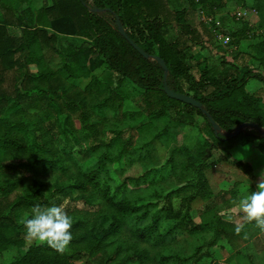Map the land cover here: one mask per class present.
Returning a JSON list of instances; mask_svg holds the SVG:
<instances>
[{
	"label": "rangeland",
	"instance_id": "obj_1",
	"mask_svg": "<svg viewBox=\"0 0 264 264\" xmlns=\"http://www.w3.org/2000/svg\"><path fill=\"white\" fill-rule=\"evenodd\" d=\"M166 1L168 8L174 13L189 8L190 4L194 6L190 17L194 28L199 31L207 29L211 33L214 53L228 61L227 67H246L264 76V0H221V7L213 10H210L209 5H202L199 0ZM46 3L51 4L52 0H47ZM44 4L45 0H36L32 6L39 9ZM16 8L24 10L27 7ZM6 16L9 17V14ZM48 34L55 35L56 39L49 43L41 40V64L32 66L31 72L37 74L39 67H50L55 75L46 82H30L27 88L38 85L49 94L47 97L34 95L33 101L27 100L21 105L26 111V121L37 123L42 119L48 138L55 135V154L66 161L68 171L55 168L35 173L25 167L20 171H7L0 176L1 181L21 179L22 184L7 200L0 195V205H11L18 197L31 195L40 206L60 205L73 219L74 216L86 217L85 221L90 229L102 224L109 225L113 218L104 203L100 205V212L88 210L82 202H75L74 199L80 195L76 190L65 196L54 192V189L57 185L75 181L96 164V156L88 154L86 149L96 144H108L116 136V132L124 131L125 135L118 141L119 145L115 150L132 136L129 151L133 152V156L123 157L120 163L110 166L112 192L128 182L127 188L121 190L119 197L134 201L137 205L159 204L158 209H167L163 212L165 218L160 232L174 223L182 225L174 238L170 237L160 243L156 240L141 242L135 234L138 227L135 219L121 217V233L115 242L94 261L81 260L76 264H120L126 255L136 249L149 255L151 260L145 264H174L162 260L173 256L186 258L195 254L198 248H202L203 257L199 264H264V231L249 224L236 207L240 198L255 191L257 185L264 180V138H256L249 144H243L239 137L219 143L211 140L215 148L204 165V181L199 186L197 170L189 159L176 156L175 163L168 164V161L175 149L185 148L197 153L202 143L208 139L206 121L196 113H184L174 119L151 122L148 116L160 109L159 96H149L130 82H120L117 75L102 64L98 54L90 50L91 40L76 35L71 21L58 23ZM178 36V27L173 24L168 40L172 41ZM194 49L197 51L199 48ZM66 53L70 55L67 61L69 70L60 71L59 67ZM202 53L207 57L211 68H220L221 61L213 58L207 51ZM77 69L82 70V77L73 83L72 71ZM94 79L100 84L89 88ZM14 84L12 74L8 75L5 89L11 91ZM116 88L125 101L121 106L117 104L114 109L107 106L105 100ZM64 89L67 91L66 100L63 99ZM246 91L264 100L263 82L250 80ZM83 113L89 118L88 126L82 121ZM226 133L231 132L222 129L220 134ZM1 161L5 165L26 163V159ZM239 163L243 166H239ZM138 178L142 180L137 185L129 182L130 179ZM180 189V194L166 199ZM192 197L195 199L187 204L185 199ZM33 207L31 204L26 205L14 214L17 225L23 226L21 230L8 224L0 227V236L4 240L22 242L20 246L0 252V264H10L21 252L41 243L28 238L24 227ZM187 213L189 219L185 217ZM217 219L221 220V228L218 223H212L204 230L190 231L191 227ZM149 223L145 222L144 225ZM237 227L240 231H237ZM219 228L223 231L222 235L214 242Z\"/></svg>",
	"mask_w": 264,
	"mask_h": 264
},
{
	"label": "trees",
	"instance_id": "obj_2",
	"mask_svg": "<svg viewBox=\"0 0 264 264\" xmlns=\"http://www.w3.org/2000/svg\"><path fill=\"white\" fill-rule=\"evenodd\" d=\"M33 1L23 0L28 7L20 15L19 9L3 5L0 0L2 4L0 6V176L5 175L7 171H20L23 167L35 173L55 168L68 171L66 161L59 154H55V135L52 134V138H48V133L42 126V119L37 123L26 121V111L21 105L27 100L33 101L34 95L47 97L49 94L41 90L38 85L30 89L27 86L30 82L42 83L53 79L55 72L50 67L47 69L39 67L40 71L37 74H33L31 68L41 64V40L49 43L52 39H56L55 35L50 36L48 31L62 21H71L78 37H87L91 40L90 50L98 54L102 64L115 73L120 82H130L149 96H159L160 109L151 112L148 116L151 122L174 119L183 116L184 113H196L206 121L208 139L202 143L197 153L194 154L185 148L175 149L168 161V164L175 163L176 156L189 159L197 170L199 186L204 181V165L215 148L210 141L215 143L227 141L223 139V135L215 134L212 124L202 110L167 97L164 92V69L156 61L142 57L120 35L118 22L143 51L165 61L168 67L169 88L199 101L203 105V110L223 130L233 132L235 127L244 123H254L264 129V100L246 91L250 80L264 83V76L246 67L233 65L227 67L228 61L214 53L211 33L207 29L199 31L194 28L190 19L194 11L192 4L189 8L174 13L168 8L166 0H52L51 4L46 3L45 0L44 6L39 9L32 7ZM199 1H202V5H209L210 10L221 7V0ZM7 14L9 17L6 16ZM173 24L178 27L179 36L169 41L168 36ZM195 47L199 49L196 51ZM204 51L222 62L220 68L210 67L207 57L202 53ZM69 58L68 53L63 56L60 71L69 70L67 65ZM72 73L73 83H76L82 77V70L77 69ZM10 74L15 80L12 92L4 86ZM91 82L89 88L100 84L96 79ZM117 88L112 90L105 100L107 106L114 109L117 108V104L121 106L125 101ZM63 92V99L66 100L67 91L64 89ZM82 115L84 125L88 126L89 118L84 113ZM115 134L110 143L96 144L86 149L88 154L97 158L93 167L88 168L75 181L57 185L54 189V192L65 196L76 190L80 195L74 199L75 202H82L88 210L95 209L100 212V205L104 203V207L110 210L113 218L109 225L102 224L90 229L86 224V217L74 216L73 240L64 251H57L46 243L34 244L24 253L17 255L10 264H76L81 260L94 261L121 233L122 224L119 220L121 217L135 219L138 225L135 234L141 242L156 240L160 243L176 234L182 223H174L164 232L159 231L165 218L163 212L167 210L166 208L158 209L159 204L137 205L134 201L119 197L121 190L127 188L128 182L112 192L110 166L120 163L123 157L133 156V152L129 151L133 142L132 136L115 150L119 145L118 141L125 133L118 131ZM239 138L242 139L243 144H249L256 138L263 139L254 130H245ZM5 159H26V163L5 165L1 161ZM239 166L243 165L239 163ZM142 178L130 179L129 182L137 185ZM21 184V179L0 180L1 197L7 200ZM180 193L181 189L168 195L166 199ZM194 199L195 197L185 199V202L190 204ZM29 204L38 205L34 202V196H21L11 205H0V227L8 224L15 229L22 228L23 226L17 225L14 214ZM185 217L190 218L188 213ZM220 221L217 219L203 222L191 227L190 231L204 230L212 223H218L220 227ZM145 222L150 223L145 226ZM249 224L255 225L253 222ZM220 228L214 242H217L222 235L223 231ZM21 244V241H7L0 236V252ZM201 250L202 248H198L195 254L186 258L165 257L162 262L199 264L203 259ZM150 260L146 252L136 249L126 255L120 264L132 262L145 264Z\"/></svg>",
	"mask_w": 264,
	"mask_h": 264
},
{
	"label": "clouds",
	"instance_id": "obj_3",
	"mask_svg": "<svg viewBox=\"0 0 264 264\" xmlns=\"http://www.w3.org/2000/svg\"><path fill=\"white\" fill-rule=\"evenodd\" d=\"M236 207L249 222L264 231V180L255 191L240 198ZM24 227L28 238L46 243L57 251H64L73 240V218L60 205L34 206Z\"/></svg>",
	"mask_w": 264,
	"mask_h": 264
},
{
	"label": "water",
	"instance_id": "obj_4",
	"mask_svg": "<svg viewBox=\"0 0 264 264\" xmlns=\"http://www.w3.org/2000/svg\"><path fill=\"white\" fill-rule=\"evenodd\" d=\"M97 11V10H95ZM118 26H119V32H120V35L123 36L131 45L132 47L142 56L144 57L145 59H150V60H154L156 61L157 63H159L161 65V67L164 69L165 71V77H164V92L165 94L167 95V97L169 99H172V100H176V101H179L185 105H189L191 107H195L199 110H202L204 115L209 119L210 123L212 124L213 126V129L215 131V134L218 136L222 129L221 127L219 126L218 123H216L210 116L209 114L203 110V105L195 100L193 97H190L188 95H184V94H179L173 90H171L167 84V78H168V67L165 63V61L159 57H152L150 54L146 53L145 51H143L136 43H134V41L127 35L126 33V30L125 28L122 26V24L120 22H118ZM245 130H254L256 131L257 133H259V135L261 137L264 138V129H262L259 125L257 124H254V123H244L242 125H239L237 127H235L233 129V132L231 133H226V134H223L224 136V140L226 141H229V140H233L237 137H239L242 132H244Z\"/></svg>",
	"mask_w": 264,
	"mask_h": 264
},
{
	"label": "crops",
	"instance_id": "obj_5",
	"mask_svg": "<svg viewBox=\"0 0 264 264\" xmlns=\"http://www.w3.org/2000/svg\"><path fill=\"white\" fill-rule=\"evenodd\" d=\"M34 1H36V0H34ZM34 1L32 2V5H33V3H34ZM2 3H3V5H7V6H13V7H22V6H26V7H28V5H26L25 3H23V0H2ZM2 4H0V6H1ZM33 7V6H32ZM21 8H19V10H20ZM4 12V11H3ZM21 13L23 14V9H21L20 10V15H21ZM23 17V16H22Z\"/></svg>",
	"mask_w": 264,
	"mask_h": 264
}]
</instances>
